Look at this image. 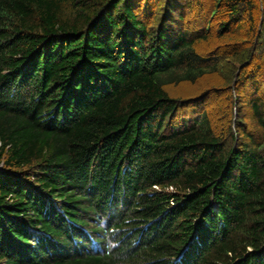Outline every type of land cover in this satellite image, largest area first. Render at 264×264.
<instances>
[{"label":"trees","instance_id":"trees-1","mask_svg":"<svg viewBox=\"0 0 264 264\" xmlns=\"http://www.w3.org/2000/svg\"><path fill=\"white\" fill-rule=\"evenodd\" d=\"M195 4L0 0V264H264V0Z\"/></svg>","mask_w":264,"mask_h":264},{"label":"rangeland","instance_id":"rangeland-1","mask_svg":"<svg viewBox=\"0 0 264 264\" xmlns=\"http://www.w3.org/2000/svg\"><path fill=\"white\" fill-rule=\"evenodd\" d=\"M196 1H197V4L194 5V8H193L194 10H193V13L191 14V16H193V17H194V13L201 6L200 4H206L207 5L208 3H210L211 0H196ZM154 5H155L154 3L153 4L151 3V4L148 5L149 9H151L149 11V13H150V15H151V17L153 19H155V17H157L158 15L160 16L158 7H156ZM155 12H158V15L154 14ZM197 23L199 25V22H197ZM246 24H248V23H246ZM194 25H195V23L190 25V27L194 28ZM245 27L247 28V25H245ZM204 47H207L208 49H210V46L208 44L201 45L200 48H204ZM226 68L228 69L229 67H226ZM219 85H223L222 78L221 77H212V78L204 79V81H202V83L197 86L201 90H199L197 87H194L191 84L190 85L182 84V85H179V86H172V87H170V89L174 93V95H177L178 97H182L184 99H187L189 96H192V95L198 96L204 90L210 89V88H213V87H218Z\"/></svg>","mask_w":264,"mask_h":264}]
</instances>
